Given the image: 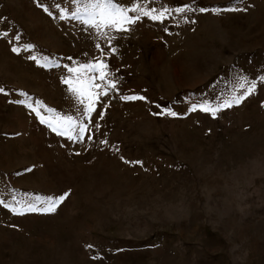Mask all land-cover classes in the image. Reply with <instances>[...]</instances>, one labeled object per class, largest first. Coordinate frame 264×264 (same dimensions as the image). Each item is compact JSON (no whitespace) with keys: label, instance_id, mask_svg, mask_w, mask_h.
Here are the masks:
<instances>
[{"label":"rangeland","instance_id":"1","mask_svg":"<svg viewBox=\"0 0 264 264\" xmlns=\"http://www.w3.org/2000/svg\"><path fill=\"white\" fill-rule=\"evenodd\" d=\"M114 2L168 12L0 0V264H264V0ZM101 59L88 113L63 81Z\"/></svg>","mask_w":264,"mask_h":264},{"label":"snow or ice","instance_id":"2","mask_svg":"<svg viewBox=\"0 0 264 264\" xmlns=\"http://www.w3.org/2000/svg\"><path fill=\"white\" fill-rule=\"evenodd\" d=\"M86 2L90 5L89 7H86L84 9V13L85 15L88 17L87 19H81V22L84 24H87L89 27L92 28H100V27H108V28H115L117 31H127V27L126 25L128 24H132L135 23L137 20H139L141 18V14L143 16H147L152 20H159L161 22H163L166 13L168 12V9H164L162 10L159 15H154L153 12L155 10H151V11H143L139 6H137L136 8H133L132 11L137 12L138 15L133 18L131 16L127 15V9L126 8H121L118 4H116L114 2V0H86ZM194 9L192 8L191 5H185L183 7H179L176 8L175 11L178 13H183L186 11H193ZM198 10L200 12H205L208 11V9L205 8H198L195 9ZM239 9H220V8H214L212 9V11L216 12V13H220L221 11H236ZM74 17L78 15V13H71ZM97 18H99V21L97 20ZM13 51H17V49H13ZM113 52H115V49H112ZM33 59H35L33 57ZM107 65L104 63V61L98 60L95 64H88V65H83L81 67L78 68H72L69 69L68 71L70 73H73L75 75V83H73V80L65 77L64 78V83L68 84L71 86V91L78 95L83 97L87 91V96L89 99V103L87 106V112L91 113L92 111H94V104L92 102L93 98L98 99V95L96 93H93L90 91V89L86 90L85 89V82L82 80V75L84 73H91V72H97L98 75V79L101 81L106 80L107 78ZM96 79V77H93L91 75L88 76V81L87 83L91 84L92 87H97V85L94 83V80ZM115 82H111L110 87L115 88ZM255 90V85L253 84L248 90V95H251L252 92ZM0 91H3L2 89H0ZM104 95H107V92L105 91L103 93ZM122 99L126 100V101H135V100H146L145 97L143 96H137V95H133V96H123L121 97ZM243 97H236L234 98L233 101H229L227 102L225 105H223L224 107H231L233 103L235 104H239L241 103ZM80 103L83 104L84 101L83 99L80 100ZM28 107H32L31 104L28 105ZM195 110V108L193 109ZM201 110L206 111V112H210L213 116H215L216 112L219 110L218 108H211V107H203ZM33 111L38 112V109H33ZM163 114V113H160ZM168 115L171 116H175L176 113L168 111L167 112ZM43 123H51V121H45L42 118ZM56 123L60 126L63 127V125L66 123L68 125H72L75 126V121L72 120L71 117H67L63 123H61L59 120L56 121ZM85 127L86 126H81L80 127V133H83L85 131ZM53 131H57V127H53ZM63 135V133H61ZM72 138V137H69ZM133 164H142V162L140 161H134L131 162ZM66 195L60 196V197H48L46 198L48 201L49 206L44 209V211H48V212H52L55 211L56 207L58 204L62 203L63 200L66 198ZM29 211H36L37 209L35 207L30 206Z\"/></svg>","mask_w":264,"mask_h":264}]
</instances>
